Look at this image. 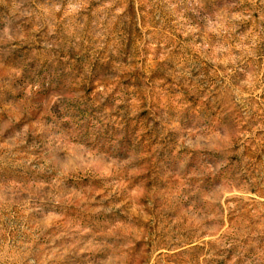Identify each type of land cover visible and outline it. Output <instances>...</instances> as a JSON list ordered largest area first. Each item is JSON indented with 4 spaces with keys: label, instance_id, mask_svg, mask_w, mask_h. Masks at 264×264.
I'll return each mask as SVG.
<instances>
[{
    "label": "rangeland",
    "instance_id": "1",
    "mask_svg": "<svg viewBox=\"0 0 264 264\" xmlns=\"http://www.w3.org/2000/svg\"><path fill=\"white\" fill-rule=\"evenodd\" d=\"M0 264H264V0H0Z\"/></svg>",
    "mask_w": 264,
    "mask_h": 264
}]
</instances>
